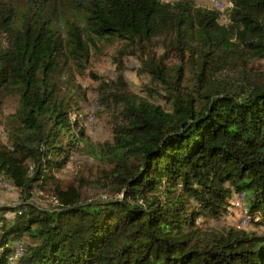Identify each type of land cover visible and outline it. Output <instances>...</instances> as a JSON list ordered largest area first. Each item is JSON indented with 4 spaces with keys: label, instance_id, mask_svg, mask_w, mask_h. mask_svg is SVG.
Masks as SVG:
<instances>
[{
    "label": "trees",
    "instance_id": "trees-1",
    "mask_svg": "<svg viewBox=\"0 0 264 264\" xmlns=\"http://www.w3.org/2000/svg\"><path fill=\"white\" fill-rule=\"evenodd\" d=\"M222 2L0 0V114L16 102L0 176L22 193L0 206V264H264V0ZM101 39L122 44L112 80L90 69ZM83 76L98 82L105 141L81 120ZM80 151L88 172L57 176ZM239 195L248 225H206Z\"/></svg>",
    "mask_w": 264,
    "mask_h": 264
},
{
    "label": "rangeland",
    "instance_id": "rangeland-1",
    "mask_svg": "<svg viewBox=\"0 0 264 264\" xmlns=\"http://www.w3.org/2000/svg\"><path fill=\"white\" fill-rule=\"evenodd\" d=\"M175 1V0H167ZM197 5L208 7V8H225V2L222 0H194ZM229 1V0H226ZM222 3L223 6L219 4ZM217 6V7H216ZM223 7V8H222ZM223 22L226 21V17L223 16ZM121 43L115 39L109 41L101 39L97 47L93 49V56L91 60L90 69L93 70L98 77H102L104 80H112L116 78L117 75V65L114 60V55L116 54ZM125 62V77L129 83L130 88L135 93L146 96L147 92L145 91L144 84L149 81L147 75H140L138 69L141 66L140 60L133 56H126L124 59ZM82 85L87 90V101L83 104V112L81 120L83 125L86 127V131L89 134V137L93 141H105L111 135L110 128L107 124L109 116L104 113L97 104V92L96 86L97 81L92 80L89 76H83L80 78ZM155 101L164 103L160 100L159 97L154 98ZM16 102L13 99L8 100L4 104L3 113L0 114V139L4 143H8L7 134L4 129V115L15 109ZM95 163L93 158L86 152L80 151L79 153L74 154V158L70 163L64 168L57 171V176L63 179H71L79 170L84 168V171L87 173L92 164ZM85 195L92 198H103L105 192L101 190H95L92 188H83ZM241 195L238 199L234 201V205L231 207L230 214L226 215L221 220L208 219L206 225L208 226H217L224 223L227 224H237L242 225V217L244 216V207L241 202ZM22 199V193L20 189L15 187L11 181L0 176V206L4 205H14L17 204ZM29 200L37 203L38 205L49 207L56 204L55 198L51 192L34 190L29 197ZM243 209V210H242ZM12 215V213H8ZM248 225V224H247ZM245 227V226H244ZM253 228V224H250L247 229ZM16 242V240H15Z\"/></svg>",
    "mask_w": 264,
    "mask_h": 264
},
{
    "label": "built area",
    "instance_id": "built-area-1",
    "mask_svg": "<svg viewBox=\"0 0 264 264\" xmlns=\"http://www.w3.org/2000/svg\"><path fill=\"white\" fill-rule=\"evenodd\" d=\"M22 241H16L15 242V247H16V252H20L22 250Z\"/></svg>",
    "mask_w": 264,
    "mask_h": 264
},
{
    "label": "bare ground",
    "instance_id": "bare-ground-1",
    "mask_svg": "<svg viewBox=\"0 0 264 264\" xmlns=\"http://www.w3.org/2000/svg\"><path fill=\"white\" fill-rule=\"evenodd\" d=\"M219 5H220V6H223L222 3H220ZM222 8H223V7H222ZM242 220H243V221H242L243 226H246V225L249 223V220H248V218H246V217L243 218Z\"/></svg>",
    "mask_w": 264,
    "mask_h": 264
}]
</instances>
